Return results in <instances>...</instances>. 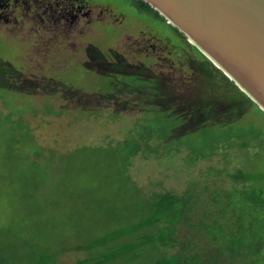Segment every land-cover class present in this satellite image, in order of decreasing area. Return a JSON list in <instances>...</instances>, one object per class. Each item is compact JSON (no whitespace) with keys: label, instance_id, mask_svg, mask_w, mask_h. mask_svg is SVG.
Instances as JSON below:
<instances>
[{"label":"rangeland","instance_id":"obj_1","mask_svg":"<svg viewBox=\"0 0 264 264\" xmlns=\"http://www.w3.org/2000/svg\"><path fill=\"white\" fill-rule=\"evenodd\" d=\"M103 1L121 13L113 18L123 19L122 22L114 20L117 24L103 27L89 25L91 28L83 33H73L70 39L73 43L51 44L40 55L35 53L30 40H23L22 36L9 39L0 32V264H75L84 259L89 252L88 240L137 218L130 210L121 219H99L89 226H85L86 221H80L68 226V216L73 217L75 211V207L69 206L82 205L80 210L86 211L88 202H112L124 195L119 185L124 177L119 168L125 153L139 148L163 161L166 155L176 156L174 147L185 137L200 140L220 132H232L231 127L219 122L195 125L198 117L192 114L194 111L188 117L172 114L168 95L156 91V81L148 79H160L162 87L180 100L176 106L182 108L208 95L204 84L206 71L188 64L181 50L184 41L173 26L130 0ZM150 43L158 48L162 46L161 53L169 60L149 62L143 49ZM169 50L175 51L169 53ZM116 51L123 59L121 69L117 70L119 74L105 75L87 68V60L95 66V56L100 54L113 60L111 54ZM191 53L195 51L191 49ZM21 55L24 58H19ZM128 62L132 67L127 66ZM138 64L148 68L137 72L138 66L134 65ZM17 68L24 69L25 74H12ZM145 84L153 85L154 99L152 94L146 95L138 89ZM70 88L106 98L84 109L77 107L79 93L70 94ZM214 93L210 94L211 98ZM217 100L225 107L237 105L241 112L245 109L225 95H218ZM246 113L248 116L240 129L252 127L262 135L259 156L252 163H244L256 170L255 178L247 182L261 187L264 185V113L258 106ZM148 161L138 157L131 173L149 190L158 183L181 191L185 183L193 180L237 182L226 175L210 176L199 169L176 172ZM32 165L38 169L40 166V178L33 176ZM30 191L36 195L40 212H24V196ZM54 202L65 204L62 213L66 212L64 218H67H59L67 220L64 226L53 222L58 214ZM45 217H52L53 224L41 228L38 221L37 225L33 224L34 231L28 234L23 231L24 219Z\"/></svg>","mask_w":264,"mask_h":264},{"label":"trees","instance_id":"obj_2","mask_svg":"<svg viewBox=\"0 0 264 264\" xmlns=\"http://www.w3.org/2000/svg\"><path fill=\"white\" fill-rule=\"evenodd\" d=\"M140 2L154 15L166 21L149 4L141 0ZM173 29L184 41L181 50L188 59V64L191 67L201 66L206 71L204 84L207 89L204 88L208 95L204 94L203 99L182 108L176 106L180 100L162 87L160 79L147 76L146 78L156 81V91L168 95L171 111L169 107L167 109L172 114L188 117L194 111L192 114L198 117L197 120L194 119L195 125L219 122L231 127L232 132H220L215 137L200 140L185 137L175 147L173 141L170 145L176 149V156L166 155L163 161L160 157H154L153 153L139 148L125 153L123 164L120 168L118 165L124 177L122 183H119L120 188L125 191L124 195L112 202H88L86 211L80 210L82 205L69 206L75 207V211L72 213L73 217L68 216V226L69 223L80 221H86L85 226H89L99 219H121L130 210L136 213L137 218L88 240V255L75 264H264V185L257 187L247 182L255 178L256 170L244 165L246 162H254L253 158L259 156L262 135L252 127L240 129L243 127L240 124L248 116L246 111L257 105L190 44L177 28ZM191 49L195 53L192 54ZM153 59L156 57L153 56ZM219 78L223 80L219 81ZM138 89L146 95L152 94L154 99L153 85L145 84ZM69 91L70 94L79 93L77 107L84 109L92 108L93 104L98 105L103 97L106 98L105 95L88 94L81 89L70 88ZM213 91L215 96L211 98ZM110 94L114 96L113 92ZM220 94L236 100L237 104L244 106L246 110L241 112L237 105L223 106L217 100ZM137 103L141 105V102ZM138 157L149 160L148 162L155 161L159 167L163 166L176 172H194L199 169V172L207 171L210 176L226 175L230 179L232 177L237 182L203 183L193 180L185 183L181 191L158 183L149 190L140 185L131 173V166ZM167 158L170 160L167 161ZM30 169L34 177L35 174L38 178L41 177L40 166L38 169V166L32 165ZM34 185L36 183H32V186ZM36 200L34 192H26L25 213L40 212ZM62 202H54V206H57L55 212L58 214L53 217L56 219L53 222L64 226L67 220H63L67 217L64 218L66 212L62 213L65 211L62 207L65 204ZM38 221L41 222L42 228L43 225L51 223L52 217H45L44 220L24 219L23 231L26 234L34 231L33 224L37 225Z\"/></svg>","mask_w":264,"mask_h":264},{"label":"water","instance_id":"obj_3","mask_svg":"<svg viewBox=\"0 0 264 264\" xmlns=\"http://www.w3.org/2000/svg\"><path fill=\"white\" fill-rule=\"evenodd\" d=\"M264 113V0H141Z\"/></svg>","mask_w":264,"mask_h":264},{"label":"flooded vegetation","instance_id":"obj_4","mask_svg":"<svg viewBox=\"0 0 264 264\" xmlns=\"http://www.w3.org/2000/svg\"><path fill=\"white\" fill-rule=\"evenodd\" d=\"M130 2L141 10L153 14L140 0H130ZM118 14L121 13H116L111 3L103 0H0V32L9 39L22 36L23 40H30L33 50L40 55L44 51L47 52L51 44L73 43L70 41L73 33L76 31L83 33L91 28L89 25L103 27L108 23L117 24L114 20H118V23L122 22L123 19L113 18ZM124 17L126 18L125 15ZM143 50L149 62L153 55L157 59L156 62L169 60L161 53L164 48L162 46L158 48L157 44L150 43ZM111 55L113 60L100 54L95 56L93 58L94 62L96 61L95 66L92 65V61L87 60V68L105 75L119 74L117 70L121 69L123 59L119 57L118 51L112 52ZM19 58L24 56L21 55ZM127 66L132 67V64L128 62ZM134 66H138L137 72L148 68L145 64ZM15 70L17 72L13 71L16 73L12 74L18 76L25 74L24 69Z\"/></svg>","mask_w":264,"mask_h":264}]
</instances>
